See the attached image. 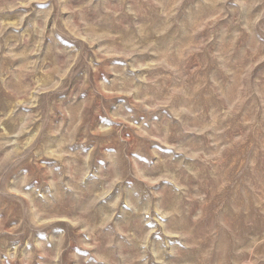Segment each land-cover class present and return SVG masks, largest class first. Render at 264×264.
Returning a JSON list of instances; mask_svg holds the SVG:
<instances>
[{"label":"rangeland","instance_id":"rangeland-1","mask_svg":"<svg viewBox=\"0 0 264 264\" xmlns=\"http://www.w3.org/2000/svg\"><path fill=\"white\" fill-rule=\"evenodd\" d=\"M0 264H264V0H0Z\"/></svg>","mask_w":264,"mask_h":264}]
</instances>
